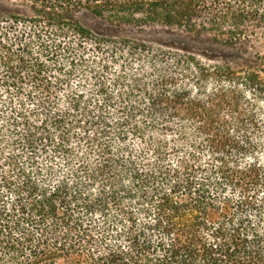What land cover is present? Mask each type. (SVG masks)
<instances>
[{
    "label": "trees",
    "instance_id": "16d2710c",
    "mask_svg": "<svg viewBox=\"0 0 264 264\" xmlns=\"http://www.w3.org/2000/svg\"><path fill=\"white\" fill-rule=\"evenodd\" d=\"M148 30L248 54L264 0H0V264H264V77Z\"/></svg>",
    "mask_w": 264,
    "mask_h": 264
},
{
    "label": "rangeland",
    "instance_id": "374dc122",
    "mask_svg": "<svg viewBox=\"0 0 264 264\" xmlns=\"http://www.w3.org/2000/svg\"><path fill=\"white\" fill-rule=\"evenodd\" d=\"M80 22L95 33H106V25L86 15L80 17ZM132 37V36H130ZM134 38L147 42L166 51H172L195 58L197 61L211 66L231 65L238 70H255L264 77V32L255 37L248 54L190 36L167 33L163 30L145 31L134 35Z\"/></svg>",
    "mask_w": 264,
    "mask_h": 264
}]
</instances>
